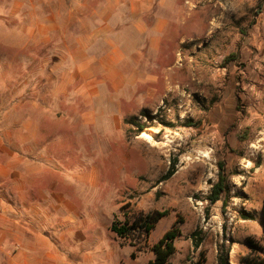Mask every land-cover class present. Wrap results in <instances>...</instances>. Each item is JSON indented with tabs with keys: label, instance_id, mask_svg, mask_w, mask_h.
I'll use <instances>...</instances> for the list:
<instances>
[{
	"label": "rangeland",
	"instance_id": "374dc122",
	"mask_svg": "<svg viewBox=\"0 0 264 264\" xmlns=\"http://www.w3.org/2000/svg\"><path fill=\"white\" fill-rule=\"evenodd\" d=\"M175 1L179 12L166 16L171 32L161 38L147 66L133 68L129 75L126 64L104 69L91 65L88 78L94 81L89 85L95 94L70 91L65 99L60 94L46 109L47 123L37 138L51 162L41 163L43 171L36 177L24 178V199L32 209L36 203L46 205L47 194L63 192L73 210L88 214L86 235L75 228L69 231L68 225L56 229L71 253L67 264H146L153 258L150 247L175 222L181 236L170 264H217L221 244L228 249L229 264H239L250 251L247 240L261 248L264 259L259 215L264 199V0ZM7 11V3L0 0V13ZM4 27L1 19L0 80L7 74L6 64L22 69L29 62L26 57L45 50L33 43L25 50L10 49L9 44L21 39H8ZM136 56L127 60L131 63ZM2 84L5 80L0 81V96H5ZM79 86L84 83L71 88ZM22 102L0 97V150L10 154L18 143L21 106L16 107ZM58 107L64 124L56 132ZM130 118L133 124L126 122ZM137 125L143 127L140 134ZM0 162L6 167L15 157L4 154ZM173 162L175 174L159 183ZM218 163L231 173L224 213L220 201L210 205L205 199L217 180ZM7 172L11 179L14 175ZM3 181L0 204L15 217L18 197L7 194L15 185ZM54 181L64 185L53 191ZM38 189L46 195L37 196ZM45 210L49 213L52 207ZM163 210L168 215L147 239L134 236L139 243L130 258L127 249L111 239V224L131 225ZM239 210L253 213L255 220H241ZM25 214L20 215L22 221L29 218ZM51 216V221L67 220L57 211ZM194 231L202 238L198 249L190 238ZM48 239L54 252L58 236Z\"/></svg>",
	"mask_w": 264,
	"mask_h": 264
},
{
	"label": "crops",
	"instance_id": "0c3cea01",
	"mask_svg": "<svg viewBox=\"0 0 264 264\" xmlns=\"http://www.w3.org/2000/svg\"><path fill=\"white\" fill-rule=\"evenodd\" d=\"M4 1L8 11L0 13V20L3 19L7 26L4 27L5 36L8 39H21V43L9 44V48L21 51L28 48L27 43H33L45 50L38 56L33 54L26 57L25 61L29 62H25L22 69L6 64L7 74L1 77V80H5L1 87L5 86L3 89L7 91L5 96L2 92L1 99L14 98L23 102L16 107L21 106V112H18L21 118L15 153L0 150V158L4 154L11 160L15 157V162L6 167L0 162V181L6 178L5 182L15 185L14 190L13 187L8 188L7 194L16 195L20 205L13 217L0 204V264H67V256L71 257V253L68 254V250L62 246L65 238L58 232L68 225L71 227L69 231L75 228V231H85L86 235L89 232L88 214L83 216L73 210L74 205L65 198L63 192L46 195L42 189H38L37 196L46 195L49 199L46 198V205L33 204L32 209L24 199L26 177H36L43 171L41 163L51 162V158H45L49 154L41 150L37 138L41 126L47 123L49 113L46 109L52 105L50 102L54 100L53 97H60V94L64 95V99L70 91L80 95H86L88 91L95 94V89L89 85L94 81L88 78L91 65L104 69L105 66L121 68L126 64L129 75L133 68L141 70L142 66H147L154 51H159L161 38L164 39L168 30H171V19L166 16L169 12H179V8L175 0ZM9 26L13 30H9ZM133 54L137 56L130 63L127 58ZM19 61L16 57V62ZM149 80L151 82L153 78ZM76 83H84V86L73 91L72 84ZM59 108L56 112L57 122L54 123L58 126L53 127L56 132L61 131L60 126L64 124L61 120L63 113ZM42 110L45 113L39 116ZM50 117L53 118L52 115ZM8 169L14 175L10 180ZM61 185L64 182H52L53 191ZM47 206L52 207L49 213L46 210L44 212ZM52 211H57L67 220L51 221L54 219ZM26 212L29 218L22 221L20 215ZM108 231L120 248L127 249L130 258L131 249L134 248L130 242L117 237L110 227ZM50 236H58L53 243L58 246L54 252L52 241L48 239Z\"/></svg>",
	"mask_w": 264,
	"mask_h": 264
},
{
	"label": "trees",
	"instance_id": "16d2710c",
	"mask_svg": "<svg viewBox=\"0 0 264 264\" xmlns=\"http://www.w3.org/2000/svg\"><path fill=\"white\" fill-rule=\"evenodd\" d=\"M140 114L145 117H147L148 115L146 110H141ZM126 122L129 124H133V118L126 120ZM137 127L139 128V134L143 132L142 126L137 125ZM217 166V180L216 182L211 184L209 193L205 199L210 205H213L220 201L222 203L221 212L224 213L227 207V199L230 194L229 178L231 173L226 170L224 163H218ZM175 172L176 163L173 162V164L168 168L166 173L160 178L158 182L161 183L169 180L175 174ZM167 215V210L156 211L149 215L138 218L131 225L127 223L122 225L113 223L110 226V230L120 239L130 242L131 246L136 247L139 243V237L135 241L133 239L135 238L134 236L137 235L143 237L144 239H147L155 225ZM259 215L262 232L261 241L264 242V199L262 200ZM238 216L243 221H253L256 218L253 213L247 212L245 210H239ZM176 224L177 223L175 222L172 227L167 230L162 235V237L150 247V251L153 253V258L146 264H170V258L176 252L174 243L176 239L181 236V231ZM198 235L199 232L197 231H194L190 235L193 247L195 249H198L202 243V238ZM246 244L250 251L244 257L239 258L238 263L264 264V259L261 256V248L251 240H247ZM196 264H202V260H198ZM217 264H229V252L225 245L221 244L217 249Z\"/></svg>",
	"mask_w": 264,
	"mask_h": 264
}]
</instances>
